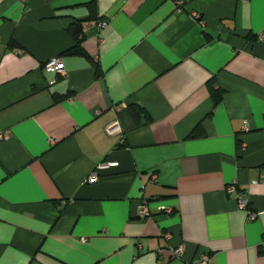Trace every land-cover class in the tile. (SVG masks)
<instances>
[{
    "label": "crops",
    "instance_id": "1",
    "mask_svg": "<svg viewBox=\"0 0 264 264\" xmlns=\"http://www.w3.org/2000/svg\"><path fill=\"white\" fill-rule=\"evenodd\" d=\"M262 171L264 0H0V264H264Z\"/></svg>",
    "mask_w": 264,
    "mask_h": 264
},
{
    "label": "built area",
    "instance_id": "2",
    "mask_svg": "<svg viewBox=\"0 0 264 264\" xmlns=\"http://www.w3.org/2000/svg\"><path fill=\"white\" fill-rule=\"evenodd\" d=\"M245 1V0H244ZM198 17V16H197ZM104 24V23H103ZM102 23L99 24V26H103ZM43 68L48 71V72H53L56 74H60V75H65V70L63 68V64L61 61V58L59 57H53L51 59H49L48 61H46V63L43 65ZM119 128V124L118 121H114L111 125H109L107 127V132L108 133H112L113 131L118 130ZM102 165H98L97 168L95 170H93L87 177L86 182L88 183H94L98 180V172L97 170L101 169ZM260 180L261 182H264V171H262V175L260 176ZM235 189L234 185H230L229 187H227V192H233ZM236 201H237V205L239 208H246V200L242 197V195L238 192L236 194ZM167 211H170V209H168ZM150 211L146 206V203H142L139 206V210H138V215L144 218H148L150 216ZM257 213L249 211V219L253 220L255 219ZM165 238H169L170 234L169 233H165ZM84 240V239H83ZM184 249V245H179L176 248L172 249V255L174 257H179L181 256L182 252ZM262 249H264V245H262ZM191 264H211V260L210 257L206 254L201 255L200 257H198L197 259H195Z\"/></svg>",
    "mask_w": 264,
    "mask_h": 264
},
{
    "label": "trees",
    "instance_id": "3",
    "mask_svg": "<svg viewBox=\"0 0 264 264\" xmlns=\"http://www.w3.org/2000/svg\"><path fill=\"white\" fill-rule=\"evenodd\" d=\"M91 10L93 11V13H92L93 15L92 16H94L95 15L94 4L91 5ZM70 31H71V35L73 36V39L75 41V46L71 47L67 53L80 52L79 45H80V42L83 39V31H82V26L80 24V20L74 22V24L72 25ZM96 71H97V74H98L99 69H96ZM211 92H212L214 103L215 104L219 103L220 100H221V93L218 90V88H214L212 86V91ZM136 109L135 110L138 111V112H139V110H141L140 108H136ZM194 135H195V132L193 130L192 132L189 133L188 137H192Z\"/></svg>",
    "mask_w": 264,
    "mask_h": 264
}]
</instances>
